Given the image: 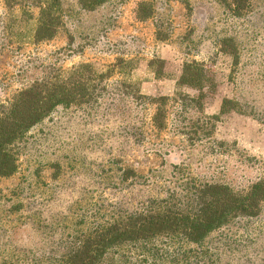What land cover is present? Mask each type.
Segmentation results:
<instances>
[{
	"label": "rangeland",
	"instance_id": "obj_1",
	"mask_svg": "<svg viewBox=\"0 0 264 264\" xmlns=\"http://www.w3.org/2000/svg\"><path fill=\"white\" fill-rule=\"evenodd\" d=\"M61 2L57 34L36 43L21 11L10 16L0 0V109L37 81L65 73L74 83L80 66L94 78L83 101L58 106L25 134L16 173L0 177V264H59L108 211L181 198L193 184L245 191L264 177V0L238 15L230 0H113L93 12ZM141 3L152 18H136ZM224 40L235 59L220 51ZM190 62L201 66L199 96L175 86ZM160 96L157 130L148 99ZM224 98L240 110L220 114ZM204 243L199 264H263L264 204ZM156 244L136 264H177L169 263L177 242Z\"/></svg>",
	"mask_w": 264,
	"mask_h": 264
},
{
	"label": "trees",
	"instance_id": "obj_2",
	"mask_svg": "<svg viewBox=\"0 0 264 264\" xmlns=\"http://www.w3.org/2000/svg\"><path fill=\"white\" fill-rule=\"evenodd\" d=\"M2 1L10 16L15 9L21 11L20 20L25 21V29L33 34L36 43L53 39L62 25L61 0H31L26 7L21 0ZM112 1L77 0V3L82 11L93 12ZM248 2L230 0V11L236 15L243 13L248 9ZM33 7L36 8L35 16L30 10ZM153 14L148 4L138 5L137 19L147 20ZM156 39L163 41L157 35ZM227 43L230 41L221 42L220 51L235 59L236 51L228 48ZM200 72L201 66L196 62L183 64L175 81L176 88L195 90L199 96L203 89ZM76 73L79 77L74 83L64 78L65 73L61 78L37 81L16 92L10 103L0 109V177L8 178L16 173L15 149L31 128L48 118L58 106L67 107L73 100L83 101L88 96V85L94 81L90 69L80 66ZM148 100L156 105L152 124L162 130L165 115L162 106L166 98ZM239 110L237 102L222 99L220 114ZM185 189L190 193L181 198L172 193L166 198L148 200L132 211H108L99 224L89 227L81 238L65 248L59 264H136L144 262L152 247L163 240L178 243L172 247L169 263L177 256V264H199L201 251L207 250L204 240L208 236L229 224L257 218L264 204V177L256 179L245 191L218 183L193 184Z\"/></svg>",
	"mask_w": 264,
	"mask_h": 264
}]
</instances>
